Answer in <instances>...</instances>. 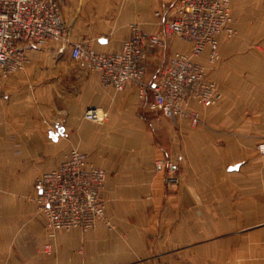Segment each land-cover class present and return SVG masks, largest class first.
Wrapping results in <instances>:
<instances>
[{
    "label": "crops",
    "instance_id": "0c3cea01",
    "mask_svg": "<svg viewBox=\"0 0 264 264\" xmlns=\"http://www.w3.org/2000/svg\"><path fill=\"white\" fill-rule=\"evenodd\" d=\"M57 1L72 43L111 54L132 24L158 34L178 0ZM232 12L238 37L218 39L210 77L217 105L193 107L199 128L149 111L150 95L142 101L134 84L105 88L70 48L52 42L30 51V65L3 82L0 96V264H264V0H232ZM175 53L190 46L163 40L146 80ZM197 61L209 65L206 54ZM90 109L108 120L87 121ZM72 150L106 172L111 227L47 231L35 182ZM170 160L179 162L174 186Z\"/></svg>",
    "mask_w": 264,
    "mask_h": 264
},
{
    "label": "built area",
    "instance_id": "2783aa9c",
    "mask_svg": "<svg viewBox=\"0 0 264 264\" xmlns=\"http://www.w3.org/2000/svg\"><path fill=\"white\" fill-rule=\"evenodd\" d=\"M232 24V0H178L171 16L160 17L158 34L147 35L140 25L132 24L121 50L107 54L70 41L57 0H0V96L3 82L28 68L32 49L56 42L63 50L70 48L73 60L98 73L105 88L122 92L129 83L134 84L142 101L150 95L149 111L197 126L201 117L193 107H213L219 92L206 66L197 59L206 54L210 64L218 62V39L236 35ZM172 38L187 43L190 53L173 54L155 81L148 82L149 59L163 48V40ZM85 119L103 124L108 114L90 109ZM258 148L264 153V142ZM156 164L162 166L161 161ZM106 178V172L78 150L41 175L35 182L38 194L32 200L46 220L47 231L87 233L101 224L111 227L102 198Z\"/></svg>",
    "mask_w": 264,
    "mask_h": 264
},
{
    "label": "rangeland",
    "instance_id": "374dc122",
    "mask_svg": "<svg viewBox=\"0 0 264 264\" xmlns=\"http://www.w3.org/2000/svg\"><path fill=\"white\" fill-rule=\"evenodd\" d=\"M234 19H233V24H232V28L236 31V35L234 36V37H232V38H228V39H235V38H237L238 37V30L237 29H235L234 28ZM244 54V53H243ZM245 56L247 55V54H244ZM243 55V56H244ZM209 63V62H208ZM217 63V62H216ZM216 63H214V64H210L209 63V65H207L206 66V68H207V70H208V76H209V78L211 77V73H212V70H211V67L212 66H215L216 65ZM159 68H157L156 70H155V72L158 74V72H159ZM214 81V80H213ZM215 82V81H214ZM216 83V82H215ZM218 94H219V92H218ZM218 100V99H217ZM217 105V102H216V104L213 106V107H215ZM213 107H211V108H213ZM210 109V108H209ZM200 113V112H199ZM200 117H201V114H200ZM166 119H168V118H166ZM168 120H170V121H173L174 123H177V122H179V121H185V122H187L189 125H190V127H192V128H199V127H201V126H203L205 123H204V120L202 119V117H201V123L199 124V125H197V126H193V125H191L190 124V122L188 121V120H186V119H183V118H173V119H168ZM264 142V139L263 140H261L259 143H258V145H257V150L259 151V145L261 144V143H263ZM260 152V151H259ZM261 153V152H260ZM157 163V162H156ZM179 162H177V163H174V161L172 160H170L169 161V164L166 166V172H167V182H168V184L170 185V186H174V185H177L178 184V181L180 180V178H179V176H178V172L175 170V165L176 166H178L179 164H178ZM163 164V163H162ZM155 166H156V168H159V166H157V164H155ZM106 180H107V178H106ZM105 185H106V183H105ZM104 190H105V188H104ZM104 192V191H103ZM101 225H103V224H101Z\"/></svg>",
    "mask_w": 264,
    "mask_h": 264
},
{
    "label": "water",
    "instance_id": "95a60500",
    "mask_svg": "<svg viewBox=\"0 0 264 264\" xmlns=\"http://www.w3.org/2000/svg\"><path fill=\"white\" fill-rule=\"evenodd\" d=\"M63 132H64L63 129H59L57 133H51V134H50V137H51L53 140L56 141V140L58 139V136H59V135H62ZM237 169H238L237 166H236V167H231V168H230V171H234V170H237Z\"/></svg>",
    "mask_w": 264,
    "mask_h": 264
}]
</instances>
